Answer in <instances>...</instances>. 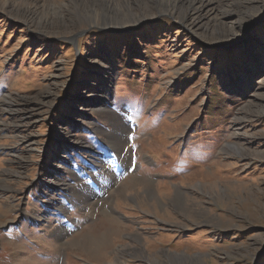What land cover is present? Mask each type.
Wrapping results in <instances>:
<instances>
[{"label":"rangeland","instance_id":"1","mask_svg":"<svg viewBox=\"0 0 264 264\" xmlns=\"http://www.w3.org/2000/svg\"><path fill=\"white\" fill-rule=\"evenodd\" d=\"M160 1L0 0V264H264V0Z\"/></svg>","mask_w":264,"mask_h":264},{"label":"bare ground","instance_id":"2","mask_svg":"<svg viewBox=\"0 0 264 264\" xmlns=\"http://www.w3.org/2000/svg\"><path fill=\"white\" fill-rule=\"evenodd\" d=\"M36 1H39V0H34V2H36ZM47 0H42V4H41V7H42V10H40V11H37L36 12V10H37V8L36 9H34V10H27L26 11V13L28 14V15H33V17H35V19L37 18V19H40V17L41 18H46L45 16H41V14H43L44 12V10L46 11L47 9H48V7H50V5H47V4H45V2H46ZM161 1H163V0H161ZM160 1V2H161ZM164 1H167V3H173V9H181L182 7H185L186 9H185V11H183V15H182V17H183V19H186V18H192L193 19V23H194V26H196V28L197 29H199V28H201L202 26H203V24H204V22H205V24H206V21H205V19H206V16H207V14L206 13H208V12H210V11H214L213 9L215 8V7H213V5H212V3H210L212 0H164ZM99 2H101L102 4L101 5H99ZM233 2H235V1H233ZM245 2V1H244ZM247 2L248 3H254L255 1L254 0H247ZM77 3L78 4H80V5H82V6H84V8L82 9V11H89L90 10V12L92 13V14H96V16H95V18L96 19H98V17L101 15H103L104 13L103 12H109L111 15H113V14H119V10H120V8H121V6H122V4H124L125 3V7H126V9H128V10H130V12H131V10H132V7L131 6H128L129 4H132V5H137L138 7H139V5H142L143 3H141V2H138V0H77ZM159 3V2H158ZM166 3V2H165ZM157 4V3H156ZM225 4V3H224ZM227 4V3H226ZM245 4V3H244ZM243 4V5H244ZM47 5V6H46ZM161 5V4H160ZM163 5H164V2H163ZM99 6V7H98ZM136 6V7H137ZM165 6H167V5H165ZM239 6V5H238ZM237 6V7H238ZM249 6V5H248ZM252 6V5H251ZM224 7H225V5H224ZM244 7H246V6H244ZM250 7V6H249ZM81 8V7H80ZM146 8V7H145ZM170 8V7H169ZM160 9V8H159ZM165 9V8H164ZM163 9V10H164ZM168 9V8H167ZM166 9V10H167ZM173 9H170V10H167L168 12H170L169 14L171 15V13H173L174 11H173ZM242 9V8H241ZM20 10V9H19ZM123 10H125L123 7H122V11ZM140 10V9H139ZM162 10V11H163ZM182 10V9H181ZM180 10V11H181ZM224 10V9H223ZM237 10V9H236ZM102 11V12H101ZM121 11V10H120ZM177 11V10H176ZM232 13V12H231ZM26 14V15H27ZM178 15H180V14H178ZM94 16V15H93ZM106 16V15H105ZM29 17V16H28ZM181 17V16H180ZM25 18V17H24ZM28 20V19H27ZM41 20V19H40ZM196 20H197V22H196ZM221 24V23H220ZM204 27V26H203ZM11 109V108H10ZM11 111H12V109H11ZM95 151V150H94ZM66 178V177H65ZM51 183H53V185H55L54 186V190H55V192H59V193H65V199H63V204L61 205L60 204V209H61V211L62 212H64L65 214H67V212H69L68 211V208L69 207H67V203H68V201H69V193H70V188H71V186L68 184V182H67V179L66 180H63V179H60V180H54V181H52ZM60 187V189H58V187ZM45 192V191H44ZM47 195H50V197H51V199H47V201H44V203H47L46 205H49L50 204V202H51V204H56V202L57 201H54V198H55V196H56V194L55 195H53V194H47ZM46 195V196H47ZM178 196V195H177ZM175 199V198H174ZM177 202V201H176ZM179 204V203H178ZM70 213V212H69ZM44 215V214H43ZM49 216V215H48ZM51 216V215H50ZM28 217V216H27ZM43 217V216H42ZM33 218H36V220H39L40 221V219H44V218H39V217H33ZM32 218V219H33ZM50 218V217H49ZM45 220V222L46 221H48V218L46 219H44ZM111 225H113V222H111ZM110 226V225H109ZM110 230H111V228H110ZM107 232V231H106ZM105 232V234H104V236L106 235L107 236V234L108 233H106ZM109 232V231H108ZM111 232H113V231H111ZM86 235V234H85ZM98 235V234H97ZM89 236V235H88ZM99 236V235H98ZM92 238H94V237H92ZM96 238V237H95ZM98 240H100L99 238H97ZM104 240V238H103V236H102V241ZM84 241H86V249L87 250H89V247L92 245V243H91V238H89V237H85L84 238ZM92 241H93V244H94V239H92ZM96 243H97V241H95ZM99 243V242H98ZM100 245H101V243H100ZM95 246V245H94ZM97 246V245H96ZM102 246V245H101ZM92 248V247H91ZM97 248H95L94 250H96ZM99 249V248H98ZM93 250V251H94ZM89 251H92V249H90ZM90 252V253H94V252ZM95 254V253H94ZM98 255V254H97Z\"/></svg>","mask_w":264,"mask_h":264}]
</instances>
